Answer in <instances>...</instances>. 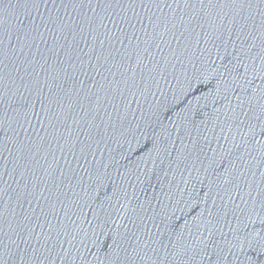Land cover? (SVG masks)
<instances>
[{
	"label": "water",
	"instance_id": "95a60500",
	"mask_svg": "<svg viewBox=\"0 0 264 264\" xmlns=\"http://www.w3.org/2000/svg\"><path fill=\"white\" fill-rule=\"evenodd\" d=\"M0 264H264V0H0Z\"/></svg>",
	"mask_w": 264,
	"mask_h": 264
}]
</instances>
